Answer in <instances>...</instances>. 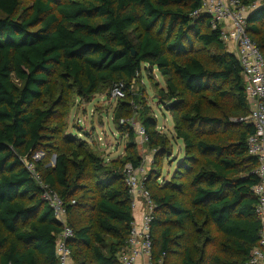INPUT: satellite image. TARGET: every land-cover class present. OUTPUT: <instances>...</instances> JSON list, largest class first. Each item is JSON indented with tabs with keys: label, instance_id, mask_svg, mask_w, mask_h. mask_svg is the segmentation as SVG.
I'll return each mask as SVG.
<instances>
[{
	"label": "trees",
	"instance_id": "obj_1",
	"mask_svg": "<svg viewBox=\"0 0 264 264\" xmlns=\"http://www.w3.org/2000/svg\"><path fill=\"white\" fill-rule=\"evenodd\" d=\"M200 8L201 0H32L29 6L0 0V264H59L62 225L26 161L64 201L75 264H121L118 253L133 220L124 171H109L96 155L81 157L76 149L63 148L45 168L31 154L47 138V145L58 142L53 134L59 128L49 122L67 91L90 96L114 84L125 92L143 66L156 67L165 78L159 92L184 143L172 178L163 186L156 178L153 189L154 166L172 148L156 119L142 113L155 149L145 181L155 202L153 262L248 263L262 226L253 191L258 160L248 148L255 128L245 120L250 104L242 66L211 17L195 14ZM247 22L264 56L263 2ZM44 97L52 98L50 106H36ZM137 103L140 97L122 100L119 116L130 117ZM126 125L121 129L133 140ZM62 139L70 142L71 135ZM84 158L93 172L87 187L81 185ZM127 162L142 166L133 151ZM84 192L91 195L88 203Z\"/></svg>",
	"mask_w": 264,
	"mask_h": 264
},
{
	"label": "rangeland",
	"instance_id": "obj_2",
	"mask_svg": "<svg viewBox=\"0 0 264 264\" xmlns=\"http://www.w3.org/2000/svg\"><path fill=\"white\" fill-rule=\"evenodd\" d=\"M32 0H22V4L29 6ZM226 48L230 46L225 43ZM60 81H53L54 98L58 96ZM116 85H104L100 90L90 96H79L76 93L67 91L68 97L64 104L56 108V114L49 122L51 127L57 126L59 133L53 134L47 130L46 134H53L58 142L47 145L46 139L43 146L31 154L34 161H41L43 168L52 166L55 163L56 155L64 149H76L81 157L93 153L109 171L122 173L127 156L133 151L141 160L145 167L144 178L148 175L154 159V147L149 142H141L139 129L143 127L141 120L142 113H148L156 119L157 129L161 134L169 139L171 151L169 155L158 159L154 166V174L149 182V186L157 187L154 181L163 186L166 180L172 178L177 168L176 159L184 154V143L179 139L174 130L172 114L164 106L160 95V89L166 88L165 78L156 67L143 66V70L138 77L132 81L131 88L126 90V97L116 98L113 89ZM186 96V95H185ZM135 97H140L142 103L130 107V117L119 116V105L122 100L134 102ZM187 100H192L187 95ZM52 98L44 97L36 101V106H50ZM129 118V119H128ZM130 125L135 132L132 140L128 132L121 127ZM127 126V125H126ZM64 134L71 135V141L62 139ZM132 143V144H131ZM86 164V177L81 185H92L93 172L88 159H83ZM156 182V183H157ZM93 187V186H92ZM152 188V187H151ZM86 193L82 198L85 203L90 201V193ZM85 219H88L87 212Z\"/></svg>",
	"mask_w": 264,
	"mask_h": 264
},
{
	"label": "built area",
	"instance_id": "obj_3",
	"mask_svg": "<svg viewBox=\"0 0 264 264\" xmlns=\"http://www.w3.org/2000/svg\"><path fill=\"white\" fill-rule=\"evenodd\" d=\"M262 2L264 3V0H256L247 5L241 0H201V8L195 12V14L207 13L211 17L213 28H220L222 40L235 47V55L242 66L246 82L250 113L245 120L255 128V132L248 138V148L249 154L258 160L256 173L259 181L253 187L257 198L255 212L262 224L258 243L252 249L247 264H264V56L247 32L248 15ZM113 95L116 98H123L125 96L123 87H114ZM138 133L142 143L148 142L144 126ZM25 164L40 186L44 188L43 197L49 202L62 225L56 244L59 264H75L69 245V241L74 237V231L68 224L64 201L45 183L33 162L26 161ZM123 171L125 183L132 197L133 220L126 244L118 253L119 261L121 264H138L140 258L146 256L149 264H164L162 258L153 262L151 223L155 202L145 184L147 175L141 178L145 174V167L142 165L137 168L132 162H127ZM139 204L142 205V211L140 216H136L134 209Z\"/></svg>",
	"mask_w": 264,
	"mask_h": 264
},
{
	"label": "crops",
	"instance_id": "obj_4",
	"mask_svg": "<svg viewBox=\"0 0 264 264\" xmlns=\"http://www.w3.org/2000/svg\"><path fill=\"white\" fill-rule=\"evenodd\" d=\"M229 46H230V50H231V52H233L234 54H236V52H235V47H234L233 45H229ZM141 211H142V205L139 204V205L137 206V208L134 209V214H136V216H140ZM138 264H149V259H148V257H146V256L141 257L140 260L138 261Z\"/></svg>",
	"mask_w": 264,
	"mask_h": 264
}]
</instances>
